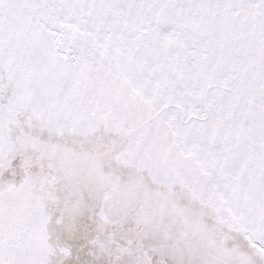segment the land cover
Returning a JSON list of instances; mask_svg holds the SVG:
<instances>
[{"label": "snow or ice", "instance_id": "6c2138e0", "mask_svg": "<svg viewBox=\"0 0 264 264\" xmlns=\"http://www.w3.org/2000/svg\"><path fill=\"white\" fill-rule=\"evenodd\" d=\"M0 264H264V0H0Z\"/></svg>", "mask_w": 264, "mask_h": 264}]
</instances>
